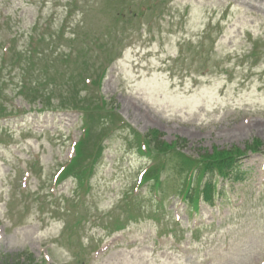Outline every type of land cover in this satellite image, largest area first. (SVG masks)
Listing matches in <instances>:
<instances>
[{"label": "rangeland", "instance_id": "rangeland-1", "mask_svg": "<svg viewBox=\"0 0 264 264\" xmlns=\"http://www.w3.org/2000/svg\"><path fill=\"white\" fill-rule=\"evenodd\" d=\"M33 28L37 42L46 36V58L76 51L67 65L19 59ZM0 43L11 44L6 64L16 68L0 76V104L11 110L0 119V264L23 253L33 264L264 260V0H0ZM108 60L116 61L100 95L129 128L117 127L103 142L91 192L76 195L72 180H53L82 132L79 115L62 111L85 94L74 88L82 75H95L81 70L82 61ZM23 74L42 83L57 110L29 109L16 96ZM131 130L183 140L182 152L194 157L253 138L263 147L242 162L246 182L219 181L222 199L188 218L171 162L164 195L135 185L149 160L136 151ZM126 194L138 200L122 205ZM125 209L141 216L125 223ZM115 221L125 229L116 231Z\"/></svg>", "mask_w": 264, "mask_h": 264}, {"label": "trees", "instance_id": "trees-1", "mask_svg": "<svg viewBox=\"0 0 264 264\" xmlns=\"http://www.w3.org/2000/svg\"><path fill=\"white\" fill-rule=\"evenodd\" d=\"M155 134V132H153ZM157 143V141H156ZM153 150L157 153L164 152L169 150L170 146L157 143L153 146ZM237 151H217L214 150L213 154H205L201 157V163H196L199 169V178H201L205 173H211L213 171H217L219 173H224L225 171L231 170L234 167L235 159L237 158ZM81 154L78 153L76 160L80 159ZM180 168L181 169H189L192 167L193 162L188 161L184 156H180ZM192 165V166H191ZM156 185H159L158 177H153ZM210 191V185H207V193Z\"/></svg>", "mask_w": 264, "mask_h": 264}]
</instances>
